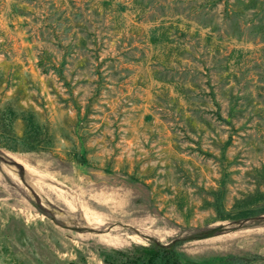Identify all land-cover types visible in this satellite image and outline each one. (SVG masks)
<instances>
[{
  "label": "rangeland",
  "instance_id": "obj_1",
  "mask_svg": "<svg viewBox=\"0 0 264 264\" xmlns=\"http://www.w3.org/2000/svg\"><path fill=\"white\" fill-rule=\"evenodd\" d=\"M264 264V0H0V264Z\"/></svg>",
  "mask_w": 264,
  "mask_h": 264
},
{
  "label": "trees",
  "instance_id": "obj_2",
  "mask_svg": "<svg viewBox=\"0 0 264 264\" xmlns=\"http://www.w3.org/2000/svg\"><path fill=\"white\" fill-rule=\"evenodd\" d=\"M137 260L142 264H179L177 257L167 248L157 246L140 247Z\"/></svg>",
  "mask_w": 264,
  "mask_h": 264
}]
</instances>
